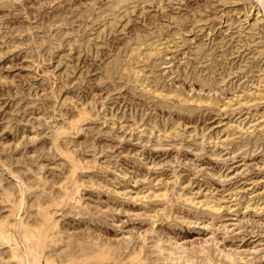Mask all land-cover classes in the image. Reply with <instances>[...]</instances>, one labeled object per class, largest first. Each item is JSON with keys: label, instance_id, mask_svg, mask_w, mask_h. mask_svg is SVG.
Segmentation results:
<instances>
[{"label": "rangeland", "instance_id": "1", "mask_svg": "<svg viewBox=\"0 0 264 264\" xmlns=\"http://www.w3.org/2000/svg\"><path fill=\"white\" fill-rule=\"evenodd\" d=\"M116 1H0V186L18 193L19 176L23 207L32 212L38 180L48 178V193L68 166L52 140L68 128L59 135L62 147L91 166L77 171L80 197L52 208L64 233L90 230L123 246L143 245L144 253L152 249L151 264H211L206 257L226 264V253L240 264H264V4L127 0L115 9ZM150 29L142 45L161 50L138 64L146 81L107 77L116 56L123 58L120 71L133 77L124 68L126 45L134 44L135 31ZM82 104L92 115L76 131L69 122ZM164 190L169 201L156 195ZM209 199L218 208L205 205ZM8 206L0 201V212ZM157 243L166 254L175 249L169 259ZM182 249L199 252L188 263L171 259Z\"/></svg>", "mask_w": 264, "mask_h": 264}, {"label": "bare ground", "instance_id": "2", "mask_svg": "<svg viewBox=\"0 0 264 264\" xmlns=\"http://www.w3.org/2000/svg\"><path fill=\"white\" fill-rule=\"evenodd\" d=\"M2 1V3L5 2H10L12 0H0ZM124 1L127 0H117L115 3H111L113 4L112 6L115 8V6L118 7V5L120 3H123ZM135 1V0H134ZM108 1H106L107 3ZM111 2V1H110ZM130 2V1H128ZM140 2V1H139ZM260 4H264V0H259ZM1 3V2H0ZM137 3V2H136ZM106 5V4H104ZM121 5V4H120ZM264 6V5H263ZM262 6V7H263ZM109 7V6H108ZM124 7V8H123ZM132 7V5H131ZM113 8V9H114ZM120 8V7H119ZM125 12H127L129 9L127 5H125V3L122 5L120 10H123ZM81 9V8H80ZM117 9V8H115ZM131 9V8H130ZM257 9V8H256ZM260 9V8H259ZM132 10V9H131ZM258 10V9H257ZM110 11V10H109ZM108 11V12H109ZM107 11L105 10V13ZM258 12V11H257ZM104 13V14H105ZM120 13V12H119ZM103 14V15H104ZM107 14V13H106ZM101 15V14H100ZM99 15V16H100ZM122 15V14H121ZM120 17V15H118ZM101 17V16H100ZM105 16H103L102 18H104ZM122 17V16H121ZM106 18V17H105ZM104 18V19H105ZM108 18V17H107ZM115 18V17H114ZM109 22V27L112 28L113 24L115 23L113 17H110L107 19ZM117 20V19H116ZM101 22V20H99ZM118 22V20H117ZM104 23V22H103ZM103 25V24H102ZM104 26V25H103ZM107 27V26H106ZM147 29V28H146ZM156 29V27H155ZM158 29V28H157ZM137 30V29H136ZM149 30V28H148ZM43 31V30H42ZM153 29H150L149 32L147 33H141L139 31H135V37L133 39L134 44H128L126 46L127 49L130 50L129 52V62L128 65H126L127 67H124L125 69H127V72H131L133 73V77H130V74H126L124 72L120 71V66L121 65V59L123 58H119V56H116L112 62L108 63V65L106 66L107 68L105 69V73L106 76L109 78H113V76L118 75V79H119V83L120 80L122 79H126L129 80L130 78H133V80H140L141 83H143L145 80V74L143 70H139L138 64L142 63V60H146L148 59L150 61V59H154L153 56L155 54H159L158 51L159 49L161 50V48H159V46H157L155 43V45H145L143 46L142 43H144V41L147 40V36L150 35L151 32H153ZM158 31V30H157ZM161 31V30H160ZM48 32V31H47ZM139 32V33H138ZM145 32V31H144ZM149 34V35H148ZM159 34V33H158ZM89 36H91L90 34H88ZM154 35V34H153ZM157 35V34H155ZM151 36V35H150ZM149 36V37H150ZM159 36V35H157ZM156 36V37H157ZM162 36V34H161ZM155 38V36L153 37ZM92 39V38H91ZM152 39V38H151ZM157 39V38H156ZM159 39V38H158ZM131 40V38L129 39ZM161 40V39H160ZM151 40H149L148 42H150ZM154 41V39H153ZM157 41V40H156ZM86 44H89L88 41H86ZM128 42V40H127ZM131 42V41H130ZM152 42V41H151ZM168 42V40L166 41ZM165 42V43H166ZM132 43V42H131ZM147 43V42H146ZM145 43V44H146ZM262 43V42H261ZM78 44V43H77ZM92 44V42H91ZM135 44L138 46V44H141V48L137 49V46H135ZM162 44H160L161 46ZM164 45V44H163ZM168 45V44H167ZM264 46V44H263ZM143 47V48H142ZM165 47V46H164ZM125 48V46L123 47ZM122 49V48H121ZM164 50V48H163ZM118 51V50H117ZM124 51V49H123ZM118 53V52H117ZM127 53V52H126ZM263 53V52H262ZM116 55V54H115ZM118 55V54H117ZM123 55V54H122ZM122 57V56H121ZM156 57V56H155ZM127 59V58H126ZM125 59V60H126ZM158 59V58H157ZM147 60V61H148ZM155 60V59H154ZM128 61V59H127ZM109 62V61H108ZM125 62V61H123ZM123 64V63H122ZM144 64V63H143ZM142 64V65H143ZM150 64V63H149ZM155 65V63H154ZM145 67H143L142 69H144ZM145 71V70H144ZM153 71V70H152ZM126 72V71H125ZM220 73V72H219ZM222 73V72H221ZM214 74V73H213ZM221 75V74H219ZM225 76V75H224ZM148 77V76H147ZM157 76H155L156 78ZM151 78V77H150ZM202 78V77H201ZM205 78V77H204ZM208 78V77H207ZM224 77H222L221 75V79H223ZM117 79V80H118ZM132 80V79H131ZM149 79H147L148 81ZM203 80V79H202ZM204 79L203 81L206 82ZM210 80V79H209ZM261 80V79H260ZM115 81V80H114ZM123 81V80H122ZM219 81V80H218ZM222 81V80H220ZM252 81V80H251ZM116 82V81H115ZM255 82V81H254ZM140 83V82H139ZM138 83V84H139ZM150 83V82H149ZM159 82L157 80L154 79V84H155V88H157V84ZM163 85V84H162ZM152 86V85H149ZM157 86V87H156ZM246 87V86H245ZM249 87V86H248ZM251 87V86H250ZM249 87V88H250ZM151 88V87H148ZM162 88H166L165 86ZM171 88V87H170ZM161 89V88H160ZM172 89V88H171ZM179 89V88H177ZM260 89V88H259ZM167 90V89H165ZM164 90V91H165ZM180 90V89H179ZM246 90V89H244ZM256 90V89H255ZM261 90V89H260ZM54 91V90H53ZM151 90H149L150 92ZM160 91V90H159ZM168 91V90H167ZM259 91V90H258ZM258 91H256L258 93ZM154 91H152L153 93ZM162 92V91H161ZM160 92V93H161ZM175 93V91H172ZM178 93H180L179 91H177ZM182 92V91H181ZM253 92V91H252ZM178 93H176V95L179 97V101H184L188 98L182 97L180 96ZM248 93V92H247ZM255 93V92H254ZM260 93V92H259ZM156 94V93H154ZM158 94V93H157ZM173 94V93H172ZM152 95V94H151ZM159 95V94H158ZM164 97L167 94L162 93L161 94ZM161 96V97H162ZM183 96H185L183 94ZM264 96L263 95V91L262 93H260V97ZM58 97V96H57ZM154 97V96H153ZM167 97V96H166ZM249 97V96H247ZM244 97L241 99V101L243 102H247L251 101V99L253 98H247ZM252 97V96H251ZM236 98V97H235ZM234 98V99H235ZM239 98V97H238ZM162 99V98H161ZM160 99V100H161ZM194 99V98H193ZM256 100V98H254ZM261 99H264L263 97H261ZM159 100V102H160ZM200 100V99H199ZM202 100V99H201ZM232 100V99H231ZM230 100V103H231ZM255 100L253 102H255ZM166 101V100H165ZM168 101V100H167ZM191 101V100H190ZM193 101V100H192ZM234 101V100H233ZM240 100H236V102L240 103ZM171 102V100L169 101ZM167 102V103H169ZM185 102V101H184ZM198 102V101H197ZM196 102V103H197ZM235 102V101H234ZM252 102V101H251ZM257 102V101H256ZM255 102V104H256ZM162 103V102H161ZM174 103V102H173ZM172 103V104H173ZM179 103V102H178ZM228 103V102H227ZM228 103V104H230ZM238 103V104H239ZM189 104V103H188ZM195 104V103H194ZM193 104V105H194ZM237 104V105H238ZM241 104V103H240ZM246 104V103H245ZM250 104V102H249ZM248 104V105H249ZM253 104V103H252ZM258 104V103H257ZM256 104V105H257ZM183 105V104H182ZM199 105V104H198ZM223 105V104H222ZM235 104H233L232 106H234ZM197 106V105H196ZM178 107V106H177ZM183 107V106H180ZM191 108V107H190ZM226 108V107H225ZM233 108V107H232ZM240 109V108H239ZM76 110V108H75ZM235 110V109H234ZM91 111L87 110L85 106H79L77 107V110L75 112H73L69 125L74 128L76 131L79 130L81 128V123L87 119L88 117H90L92 115V113H90ZM251 119V118H250ZM86 122V121H84ZM248 122V121H247ZM250 122V121H249ZM156 124V123H155ZM67 125V123H66ZM64 125V126H66ZM155 126V125H154ZM68 127V126H67ZM70 127V128H71ZM160 127V126H159ZM158 127V128H159ZM166 128V126H165ZM197 129V128H195ZM55 130V129H54ZM82 130V129H80ZM56 131V130H55ZM72 131V130H71ZM68 132V128H63L60 131H56L54 133L53 136V144H54V148L58 149V151H60V153H62L68 162V166L66 167L65 171L62 172L61 175H59L57 178H54L52 180V185L53 184H58V186L54 189V187L49 189L48 193H45V185L47 183L50 184V181H48L47 179H44L45 177H43V180L39 179L38 182L36 183V186L39 187V192L36 195L35 198V209L32 212H28L27 208L25 209L23 207L24 202H25V195H24V185L23 183L20 181L21 178L16 179V183L18 185L17 191L18 193L15 192L14 188L12 187H6V188H2L1 186V190H0V201L1 202H6L9 203L8 209L5 212H0V247H2L3 251L6 254V257L4 258V256H0V260L3 261L5 260V262L7 261H13L15 264H134L136 261H138L137 264H148L150 263V261L153 259H151L150 255L152 252V249L148 250V247L146 250H148L147 252L144 253L143 251V245H138L137 247L133 246H129V245H122V242H118L113 241V240H109L106 238H103L104 236L101 237V234L98 235L97 233L93 234L91 233L90 230L88 231H78V232H72V233H64L62 231V229L64 228V226H60L59 222H58V218L57 220L54 218L53 216V207L54 206H58V205H63L64 203H69V201L71 200H75L76 201V197H80L79 192L81 190V184H83L82 182H80L78 179L79 177L77 176V171H79V168H87L91 165H87V162L83 161L82 159H80L74 152L69 151L67 148L62 147L61 142L59 139V135L64 134ZM70 132V131H69ZM197 133V132H196ZM64 136V135H63ZM203 136V135H202ZM200 137V136H199ZM204 137V136H203ZM202 137V138H203ZM62 138V137H61ZM197 138V137H196ZM198 139V138H197ZM246 139V138H245ZM244 139V140H245ZM199 140V139H198ZM205 140V139H204ZM250 140V139H249ZM252 141V140H251ZM201 144V141H199ZM245 142V141H244ZM248 142V141H247ZM204 143V142H203ZM63 144V143H62ZM239 146V142L237 143ZM242 144V143H240ZM65 145V144H64ZM244 145V144H243ZM249 145V143L247 144ZM201 146V145H200ZM253 146V145H252ZM203 147V146H202ZM245 147V145L243 146ZM50 148H52V146H50ZM248 148V147H247ZM247 150V149H246ZM63 160V159H62ZM24 164V163H23ZM22 165V163H21ZM65 165V164H64ZM65 167V166H64ZM20 168V167H19ZM17 169V168H16ZM21 169V168H20ZM28 170H30V168H28ZM81 170V169H80ZM22 171V170H20ZM19 171V172H20ZM26 171V170H25ZM24 171V172H25ZM27 172V171H26ZM41 173V172H40ZM29 174V173H28ZM82 174V173H81ZM38 175V174H37ZM25 177V176H24ZM30 177V176H29ZM78 177V178H77ZM27 178V177H26ZM24 178V180L26 179ZM33 178V177H32ZM36 179V177H34ZM81 178V177H80ZM51 180V179H50ZM83 180V179H81ZM36 181V180H35ZM33 182V181H32ZM10 183V182H9ZM31 183V182H30ZM4 184V183H3ZM11 184V183H10ZM9 184V185H10ZM29 184V183H28ZM93 184V182L91 183ZM54 185V186H55ZM7 186V185H6ZM35 186V187H36ZM34 187V185H33ZM50 187V186H49ZM48 187H46L47 189ZM166 188V187H164ZM177 190V189H176ZM27 191V190H26ZM33 191V190H32ZM36 191V190H35ZM38 191V188H37ZM168 191V190H167ZM166 190H164L162 193H158L156 195H164L165 198L169 201V195L168 192ZM31 192V190H30ZM176 192V191H175ZM174 192V193H175ZM185 192V191H184ZM33 193V192H32ZM153 193V192H152ZM31 194V193H30ZM35 194V193H34ZM185 194V193H184ZM184 194H177V198H181L183 200H188L190 202H193V204L198 203V200L196 201L194 197H190ZM30 196V195H29ZM171 196V195H170ZM192 196V195H191ZM197 196V195H196ZM209 197V196H208ZM173 198V197H172ZM28 199V198H27ZM33 200V199H32ZM79 200V199H78ZM31 203V199L29 201ZM74 202V201H73ZM80 202V201H78ZM202 202V201H201ZM203 203V202H202ZM216 202L212 203L209 200H207L204 204L207 205L208 207L211 208H218V206L215 204ZM79 204V203H78ZM203 204V205H204ZM201 205V203H200ZM27 206V203H26ZM65 206V205H64ZM73 206V205H70ZM69 206V207H70ZM31 207V206H30ZM68 207V208H69ZM76 207V206H75ZM199 207V206H198ZM56 208V207H55ZM64 208V207H63ZM66 208V207H65ZM71 208V207H70ZM62 209V208H61ZM67 210V209H66ZM77 210V209H76ZM1 211V210H0ZM22 211H24V213H26L27 218L24 217L22 215ZM64 211V210H63ZM167 214V213H166ZM60 227L62 229H60ZM66 228V227H65ZM93 232V231H92ZM159 235V234H158ZM156 235H153V237ZM147 237V235H146ZM145 236H143L144 239H146ZM149 237V236H148ZM147 237V238H148ZM152 237V238H153ZM157 237V236H156ZM162 237V236H160ZM159 238V237H158ZM164 238V237H163ZM113 239V238H112ZM150 239V238H149ZM162 239V238H161ZM165 240V239H164ZM163 240V241H164ZM147 241V239H146ZM149 241V240H148ZM147 241V242H148ZM157 241V240H156ZM171 241V240H169ZM132 243V241H130ZM146 242V244H148ZM158 242V241H157ZM161 242V240H160ZM159 242V243H160ZM173 242V241H172ZM172 242H168V243H172ZM141 243V242H140ZM155 243V242H154ZM164 243V242H163ZM166 243V242H165ZM178 243V242H176ZM145 244V243H144ZM180 244V243H179ZM145 246V245H144ZM154 246V245H152ZM151 246V247H152ZM158 253L162 254V258L164 259H169V254L174 250L170 249L169 253H165L163 251H160L161 249L167 250V247L162 246V244H156L155 245ZM154 246V247H155ZM176 246V245H175ZM178 246V245H177ZM181 246V244L179 245ZM183 246V245H182ZM209 246V245H207ZM125 247H129L127 250H125ZM172 247V246H169ZM186 247V246H185ZM198 247V246H197ZM196 247V248H197ZM201 248H198V250L201 252L203 251V247L202 245L200 246ZM205 247V246H204ZM177 248V247H176ZM1 249V248H0ZM179 249V248H178ZM206 249V248H205ZM210 249V248H209ZM180 250V249H179ZM189 250V249H188ZM197 249H190L192 254H185L183 255L182 253H185V249H182L180 252H177L176 256H171V259H175V261H181V262H185L188 263V260L190 259H194L193 257V253L196 251H198ZM2 251V250H1ZM189 251V252H190ZM198 251V252H199ZM220 253V252H219ZM223 253V252H222ZM204 254L207 256L208 255V251H205ZM210 254V252H209ZM4 255V254H3ZM153 255V254H152ZM156 255V254H155ZM197 255V254H195ZM201 255V254H200ZM202 256V255H201ZM200 256V258H201ZM211 256V255H210ZM216 256V255H215ZM219 256V255H218ZM223 256V255H222ZM226 257H228L230 260L226 263V264H237L235 261L238 260L237 262L239 263V259L234 260L233 257H231L229 255V253L225 254ZM161 257V256H160ZM197 257V256H196ZM219 258V257H218ZM197 259H199V257H197ZM221 259V258H220ZM242 260V259H241ZM174 261V262H175ZM195 261V260H194ZM197 261V260H196ZM194 262V264H199L197 262ZM200 261V260H199ZM204 263H208V261H211V264H224L225 262H220V260L216 261L212 260L211 257H206L204 260H202ZM224 261V260H223ZM152 262V261H151ZM154 262V261H153ZM157 262V259L156 261ZM159 262V261H158ZM162 262V261H161ZM170 262V261H169ZM201 262V261H200ZM4 263V262H3ZM163 263V262H162ZM165 263V262H164ZM168 263V262H167ZM190 263V262H189ZM192 263V262H191ZM6 264V263H5ZM151 264V263H150ZM177 264V262H176ZM179 264V263H178ZM182 264V263H181ZM193 264V263H192ZM202 264V263H201ZM209 264V263H208ZM240 264V263H239ZM242 264V263H241Z\"/></svg>", "mask_w": 264, "mask_h": 264}]
</instances>
